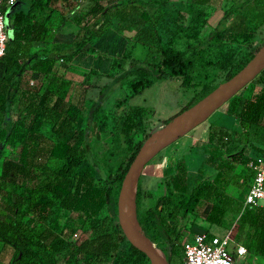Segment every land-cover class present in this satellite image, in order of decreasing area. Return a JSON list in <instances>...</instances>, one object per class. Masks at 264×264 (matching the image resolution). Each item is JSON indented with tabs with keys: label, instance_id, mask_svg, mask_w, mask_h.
<instances>
[{
	"label": "trees",
	"instance_id": "obj_1",
	"mask_svg": "<svg viewBox=\"0 0 264 264\" xmlns=\"http://www.w3.org/2000/svg\"><path fill=\"white\" fill-rule=\"evenodd\" d=\"M80 1L31 0L26 9L16 10L6 17L8 40L0 65V109L10 112L16 102L18 112H23L21 117L10 113L8 120L0 126L1 147L6 143L19 145L13 157L3 160L0 173V240L14 248L10 264H94L109 256L110 264H120L123 260L129 264H150L145 253L135 248L124 235L117 214L122 178L143 141L132 145L112 175L98 173L90 149V127L95 125L97 137H102L108 130L112 108L104 104V100L117 84L129 81L133 90L139 92L154 78L177 75L182 76L186 84L192 80L195 67L212 65L227 69L222 78L225 80L261 46L233 61L235 50L250 41L259 30L258 23L244 8V4L251 0L224 7L217 23L203 35L189 30L192 24L208 14L197 5L209 0H191L176 7L173 16L175 28L170 33L163 20L168 0H87L91 2L87 11L74 12ZM60 5L68 9H60ZM9 7H5V15ZM44 10L47 12L40 18ZM129 10H140L142 20L152 23L150 38L145 37L138 42L142 45H146L148 40L160 42V56L156 61L121 68L103 85L99 96L87 102L86 108L83 103L67 101L61 95V86L53 79V73L43 91L37 89L39 93L35 92L36 95L19 92L20 75L27 68L50 73L56 59L70 58L81 51L85 43L97 36L113 17ZM68 14L75 24L85 22L87 15L92 18L84 23L69 44H58L52 39L53 29L60 27ZM34 40H43L44 44L33 47ZM121 66V61L117 60V67ZM216 84L192 96L180 110L193 104ZM238 117L242 126L264 127V89L243 100ZM131 124L124 123L125 133L132 128ZM222 146L219 139L213 140L211 133L203 150V161L216 170L230 163L224 155L230 149L226 147L223 152ZM241 146L239 156L244 154ZM256 151L262 153L260 147ZM235 154L231 159H238ZM85 160L88 162L81 169ZM182 168L177 163L176 172L168 175L165 189L158 195L156 203L139 210V188L135 198L144 233L163 250L169 263L172 255L178 254L180 264L182 252L176 241L183 235L182 220L194 211L203 195L210 190L209 186L205 188L198 184L190 188ZM241 199L233 197L229 200L241 208ZM104 208L107 212L102 214ZM253 208L254 211L251 210ZM70 212L81 214L87 225L82 228L74 226ZM223 215L224 210L217 202L210 207L205 218L211 223H220ZM244 215L246 223L254 228L253 245L264 255V207L247 206L239 219ZM169 218L178 221L171 224ZM33 222L46 225L35 229ZM105 222L113 226V233L105 231ZM67 233L71 236L67 237ZM124 240L126 246L122 247L120 244Z\"/></svg>",
	"mask_w": 264,
	"mask_h": 264
},
{
	"label": "rangeland",
	"instance_id": "obj_2",
	"mask_svg": "<svg viewBox=\"0 0 264 264\" xmlns=\"http://www.w3.org/2000/svg\"><path fill=\"white\" fill-rule=\"evenodd\" d=\"M30 1L16 0L9 5L8 15L16 10L26 9ZM190 1L168 0L167 13L163 19L168 33L175 28L173 16L176 13V7L181 4L186 5ZM240 1L209 0L198 4L197 6L207 11L208 14L196 24H192L189 31L199 35L207 33L217 23L224 7L238 4ZM90 5V1L82 0L74 12L87 11ZM244 8L252 20L258 23L259 30L250 41L235 50L234 62L249 51L255 50L264 40V0H251L244 4ZM60 9L67 10L68 7L60 5ZM139 11L129 10L123 15L113 17L97 36L85 43L81 51L70 58L56 59L50 73H41L28 68L20 75L19 92L36 95L34 93L38 92L37 89L39 92L43 91L53 73V79H56L61 86V95L67 101L83 103L86 108L87 102L97 98L103 85L113 78V74L119 73L121 68L126 69L132 64L156 61L160 56L158 51L160 42L156 40L149 42L148 40L146 45L138 42L145 37L150 38V31L153 33L152 23L142 20ZM46 12L47 10H44L40 18H43ZM91 18V15H87L85 22L75 24L68 14L66 21L60 27L53 29V41L58 44H69L84 23ZM43 42L40 40V43ZM127 53L129 56H126ZM117 60L121 61L120 68L117 67ZM226 72V68L214 65L197 66L192 72V80L186 84L183 82V77L179 75L170 78H154L150 85L143 87L139 92L133 90L129 81L117 84L104 100V104L112 108L108 130L102 137H97L95 125L92 124L90 127V149L96 161L98 173L112 175L118 164L127 157L134 143L140 140L145 141L153 132L164 126L167 117L178 112L192 96L200 94L207 86L220 82ZM263 89L264 68L206 120L161 149L147 162L138 180L140 189L138 208L142 210L156 203L158 195L165 189L168 175L175 173L177 163H180L190 188L197 184L205 188L210 187L194 211L188 213L186 219L182 220L184 222L183 235L190 234L191 230L221 234L233 227L236 237L248 246L247 264H264V255L259 253L253 245L254 228L246 223L245 215L243 218L240 216L239 219L240 206L229 199L236 197L240 200L242 198L250 180L249 162L257 156L264 158V127L242 126L238 117L243 100L256 95ZM12 110L17 117L23 115V112H18L16 102L13 103ZM262 122L263 118L260 124ZM124 123H133L127 133L123 131ZM211 133H213L214 141L219 139L223 143V152L226 147L230 149L224 152L230 163L220 170L210 167L202 158ZM241 145H243L244 154L239 156L238 151ZM12 146L6 143L0 151V156L19 147L17 143ZM256 147H260L262 153L258 154ZM234 153L238 155L237 160L231 159ZM87 162L88 160H85L81 169ZM50 164L53 163L50 162ZM98 173L95 174L97 177H99ZM217 202L221 204L224 215L220 223H211L206 220L205 216L210 207ZM251 210L254 211V208ZM106 212L104 208L102 214ZM162 213L165 214L164 209ZM70 215L74 226L82 228L87 225L83 216L78 212H70ZM60 220L62 221L63 217ZM168 221L174 224L178 220L169 218ZM45 223H48V219ZM45 223L33 222V225L35 229H39L46 225ZM104 228L107 232L113 231V226L107 222ZM66 235L71 236L70 233ZM120 245L126 246V241L124 240ZM13 254L14 248L5 245L0 249V264H10ZM110 258L109 256L106 260L96 261L94 264H110ZM120 264L129 263L123 260ZM169 264H180V256L173 254Z\"/></svg>",
	"mask_w": 264,
	"mask_h": 264
},
{
	"label": "water",
	"instance_id": "obj_3",
	"mask_svg": "<svg viewBox=\"0 0 264 264\" xmlns=\"http://www.w3.org/2000/svg\"><path fill=\"white\" fill-rule=\"evenodd\" d=\"M8 11H6V17ZM264 68V43L234 74L216 84L208 93L190 106L176 112L164 126L153 132L131 160L120 184L117 196L119 225L138 250L145 253L150 264H169L165 253L144 233L139 222L135 202L134 181L147 162L161 149L176 141L196 125L206 120L216 109L243 88ZM157 133V134H156ZM127 203L130 207H127Z\"/></svg>",
	"mask_w": 264,
	"mask_h": 264
},
{
	"label": "built area",
	"instance_id": "obj_4",
	"mask_svg": "<svg viewBox=\"0 0 264 264\" xmlns=\"http://www.w3.org/2000/svg\"><path fill=\"white\" fill-rule=\"evenodd\" d=\"M15 1L0 0V65L8 40L5 7ZM249 168L250 180L241 199L239 214L247 206L264 207V158L251 160ZM176 243L182 252L181 264H247L248 246L236 237L233 227L221 234L194 230L182 235Z\"/></svg>",
	"mask_w": 264,
	"mask_h": 264
},
{
	"label": "crops",
	"instance_id": "obj_5",
	"mask_svg": "<svg viewBox=\"0 0 264 264\" xmlns=\"http://www.w3.org/2000/svg\"><path fill=\"white\" fill-rule=\"evenodd\" d=\"M44 43V42H43ZM43 43H40V40H34L33 42H32V45H33V47H37V46H41V45H43ZM32 49V48H31ZM28 69V68H27ZM31 70H33V69H31ZM34 71H37V70H34ZM39 72V71H38ZM13 106V105H12ZM10 113L13 115V110L11 111L10 110V112L9 111H4V110H2V109H0V126L1 125H3L4 123H5V121L6 120H8V117H9V115H10ZM8 145H10V143H8ZM13 144H11V146H12ZM5 146V145H4ZM4 146L3 147H1V144H0V151L4 148ZM13 147V146H12ZM2 148V149H1ZM17 151V148H15L14 150H12V151H8L7 153H5L3 156H0V173H1V170H2V162H3V160L5 159V158H7V157H13L14 156V154H15V152ZM5 245H9V244H6V243H4L2 240H0V249H2Z\"/></svg>",
	"mask_w": 264,
	"mask_h": 264
},
{
	"label": "bare ground",
	"instance_id": "obj_6",
	"mask_svg": "<svg viewBox=\"0 0 264 264\" xmlns=\"http://www.w3.org/2000/svg\"><path fill=\"white\" fill-rule=\"evenodd\" d=\"M264 43V40H263V42H262V44ZM261 44V45H262ZM157 134V133H156ZM144 169V168H143ZM143 169L141 170V172L138 174V176L136 177V179H135V181H134V187H135V193H137V190H138V180H139V178H140V176H141V174H142V172H143ZM135 198H136V195H135ZM136 202V201H135ZM127 207L129 208L130 207V204L129 203H127ZM136 209H137V204H136ZM152 245L153 246H157L154 242H152Z\"/></svg>",
	"mask_w": 264,
	"mask_h": 264
}]
</instances>
